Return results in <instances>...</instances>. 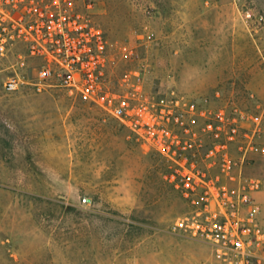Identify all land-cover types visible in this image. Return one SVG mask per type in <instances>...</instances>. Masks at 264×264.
<instances>
[{
  "label": "rangeland",
  "instance_id": "374dc122",
  "mask_svg": "<svg viewBox=\"0 0 264 264\" xmlns=\"http://www.w3.org/2000/svg\"><path fill=\"white\" fill-rule=\"evenodd\" d=\"M70 2L107 35L118 99L228 137L231 186L259 184L264 228V0ZM15 63L0 58V264H229L172 233L198 207L169 182L170 160L63 90L6 92ZM224 163L210 171L222 181Z\"/></svg>",
  "mask_w": 264,
  "mask_h": 264
},
{
  "label": "built area",
  "instance_id": "2783aa9c",
  "mask_svg": "<svg viewBox=\"0 0 264 264\" xmlns=\"http://www.w3.org/2000/svg\"><path fill=\"white\" fill-rule=\"evenodd\" d=\"M107 49L105 32L70 0H0V58L16 56L4 90L59 89L114 117L173 163L169 182L198 207L178 217L172 233L208 244L229 264L259 262L264 228L251 194L259 184L231 186L235 179L227 158L223 181L212 176L211 166L201 168L191 152L196 139L192 118L180 113L174 122L165 121L164 114L156 118L144 101L118 99L106 83ZM90 202L84 199L83 205Z\"/></svg>",
  "mask_w": 264,
  "mask_h": 264
},
{
  "label": "flooded vegetation",
  "instance_id": "af4514ba",
  "mask_svg": "<svg viewBox=\"0 0 264 264\" xmlns=\"http://www.w3.org/2000/svg\"><path fill=\"white\" fill-rule=\"evenodd\" d=\"M204 132L206 134L205 136H202L201 134H198L194 127L196 139L191 146V152L195 155L194 158L198 162V165L201 163H205L206 167L208 168L212 165L214 158H226L228 156V137L220 136L219 134L215 136L213 134L212 122H207Z\"/></svg>",
  "mask_w": 264,
  "mask_h": 264
}]
</instances>
